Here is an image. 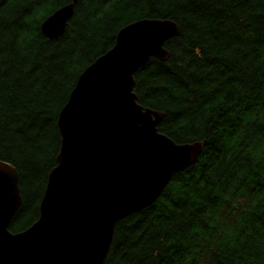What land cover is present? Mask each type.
<instances>
[{
	"label": "trees",
	"instance_id": "1",
	"mask_svg": "<svg viewBox=\"0 0 264 264\" xmlns=\"http://www.w3.org/2000/svg\"><path fill=\"white\" fill-rule=\"evenodd\" d=\"M71 0H0V161L18 174L9 231L38 219L55 167L57 116L80 74L142 19L179 35L134 74L157 130L200 142L153 204L118 221L105 264H264V0H80L65 32L42 21Z\"/></svg>",
	"mask_w": 264,
	"mask_h": 264
},
{
	"label": "water",
	"instance_id": "2",
	"mask_svg": "<svg viewBox=\"0 0 264 264\" xmlns=\"http://www.w3.org/2000/svg\"><path fill=\"white\" fill-rule=\"evenodd\" d=\"M79 1L46 17L41 34L57 40ZM178 35L171 20L135 21L84 69L57 116L60 146L38 219L15 234L8 227L21 205L18 174L0 161V264H105L116 223L153 204L175 172L195 163L202 144L159 133L164 114L134 93V74L151 58L167 60L164 45Z\"/></svg>",
	"mask_w": 264,
	"mask_h": 264
}]
</instances>
